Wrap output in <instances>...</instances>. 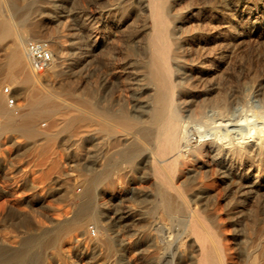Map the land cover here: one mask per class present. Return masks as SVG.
I'll use <instances>...</instances> for the list:
<instances>
[{
	"label": "rangeland",
	"instance_id": "374dc122",
	"mask_svg": "<svg viewBox=\"0 0 264 264\" xmlns=\"http://www.w3.org/2000/svg\"><path fill=\"white\" fill-rule=\"evenodd\" d=\"M13 3L20 8L30 6L29 20L24 24L31 30L28 38L51 37L49 42L54 51L63 42L67 54L77 56L82 64L71 81L61 74L65 63L58 57L41 74L31 68L38 89L64 95L68 87L76 85V93L88 99L98 111L117 115L126 112L136 119L145 117L151 93L144 88L146 79H141L140 73L145 70L151 36L148 0H0L3 17L18 23ZM166 6V19L172 31L169 41L172 47L180 43L177 49L180 58H171L170 67L182 102L183 118H195L187 113L200 108L204 110L203 119L239 122L215 128L217 134L225 135L224 140L232 142L233 147L252 150L260 137L264 138V131L259 136L258 130L250 140L245 138L251 128L260 127L256 122L264 119V0H169ZM35 27L39 32L33 31ZM8 49L9 42H0L1 57ZM4 86L13 87L21 104L25 103L22 83L4 81L0 85L1 94ZM22 109H26L25 105ZM53 120L54 116L38 118L36 127L42 134L35 138L13 129L0 132V246L14 251L31 234H40L36 229L32 233L16 228L18 220L28 219L33 227L41 223L50 229V221L83 212L84 177L96 176L100 167L116 163L111 178L115 180L120 175L119 183L116 180L113 185L98 184L89 210L112 215L111 209L117 205L126 209L128 218H141L138 223L126 221V225L104 229L90 218L84 230L73 231L80 237L75 243L48 245L46 241L55 236L50 232L40 237L41 242L26 249L31 255L39 256L44 264H176L174 254L185 234L177 218L188 216L192 210L166 213L162 209L153 173L155 154L150 149L151 141L141 137L144 150L141 157L135 155L122 162L117 148L128 139L125 142L123 134H118L114 122L111 125L115 134L106 135L104 150H97L94 141H84L92 137V129L86 135H74V131L52 127ZM140 125L147 127L146 122ZM190 131L187 136L198 135L195 129ZM45 132L53 133L49 138ZM116 138H121L122 143ZM213 138L214 133L203 138L171 169L163 170L175 187L174 194L178 192L174 200L199 213L204 226L224 248L225 264H249L253 258L261 261L264 258V154L259 158L250 154L240 159L219 157ZM224 167H228L227 173L223 172ZM249 184H253L254 190L244 187ZM154 224L161 227L155 228ZM90 226L96 235L89 232ZM139 234L140 244H136ZM93 240L98 241L95 247ZM109 240L112 247L106 244ZM0 264L5 263L0 261ZM10 264L36 263L27 259ZM183 264H199V261L189 254Z\"/></svg>",
	"mask_w": 264,
	"mask_h": 264
},
{
	"label": "bare ground",
	"instance_id": "6f19581e",
	"mask_svg": "<svg viewBox=\"0 0 264 264\" xmlns=\"http://www.w3.org/2000/svg\"><path fill=\"white\" fill-rule=\"evenodd\" d=\"M168 1L169 0H148L147 3L149 7L148 27L151 29V36L149 38V45L147 49V60L144 65L145 70L143 71V73H140V75L143 77L141 79H146V83L144 82V88L150 91L151 98L147 103L145 117H139V119L130 116L126 112L117 115L105 113L104 111L103 113L101 111L96 110L92 107V104H90L88 99L82 98L76 93V85H71L70 87H68L64 95H60L50 91L43 92L38 89L34 83V74L31 71L30 60L26 51V41L28 38V32H30L31 30L28 31V29L24 27V24L27 23V21L29 20L30 6H21L20 8L17 4L13 3L14 9L16 8L15 12L18 17V23H14L12 19L8 20L4 18L3 15L0 13V42H9L10 44V49L5 51L2 54V57L0 56V66L3 68L0 71V85L4 81H8L11 84H16L19 82L22 83L23 88L21 90V93L24 94L26 100L25 103L22 104V108H24L25 105L26 109L24 111L23 109H21L20 113L16 114L20 119V122H18V120L16 122L15 117L11 113V111H13L12 108L8 107V104L5 103L4 97L2 96L3 93H0V115L2 116V119H0V132L13 129L30 136V138H35L42 134V132L36 127V120L41 116H54V120L52 121L51 126L57 127L59 130L70 132L74 131V135H78L81 133L83 135H86L87 132L92 129V137H86V140L84 141H86V143L94 141L97 150H104L103 145L105 143V136L114 133V129L111 125V123L114 122L118 128L116 130L118 134L119 132L123 134L125 142L126 139H128V142H126L128 143V147L126 148V143H122L121 138H116L118 139L119 143L124 144L122 147L117 148L119 159H121L120 161L122 162H127L126 159H130V157H134L135 155L141 157L144 150L140 144V139H148V141H151V143L153 144L150 148L155 154L153 173L157 178V194L161 198L162 209L166 213H172L177 211L184 212L186 211V209L193 211H190L191 213L188 216L177 218V222L181 224L182 227H184L185 234L184 239L179 241V244L177 246L178 248L174 254L176 264H183L187 260V256L189 254L196 256L197 260L199 261V264H225L223 259L224 248L219 244V239H217V237L211 232L209 228H206L204 226V221L197 211L188 207L186 208L182 204L177 203L176 201L178 200H174V195H176L178 192L174 194L173 190L175 189V187L173 183L166 177L163 170L171 169L174 163H178L182 157L184 158V154L188 155L190 151L197 147V142H200L203 138L208 137V135L212 133L215 134V138H213L214 141L212 142H214V150L216 151V154L219 157L229 156L233 159H240L241 157L247 156L249 154L258 158L261 157L264 154V138L260 137L259 143L256 144V146H254L252 150H248L244 146V148L237 147L238 145L236 147H233L234 145L231 144L232 142L230 141L231 143H229L225 141V135L223 137L221 136V134H217V129H215L227 125L230 122L223 123L222 120L209 121L207 119H203L202 115L204 114V110L200 108L194 109V111H187V114L190 117L194 115L195 118L189 120L183 118L181 114V109L183 108L182 102L180 100L179 95L177 94L179 92H176L175 90V85L171 77L170 59L175 58L178 60L180 58V55L177 51L180 43L178 42L179 44L176 43L175 47H172L171 42L169 41L172 31L169 28L166 19V8H168L166 5ZM33 31L39 32L36 27L33 28ZM47 40L51 41V37ZM66 48V45L61 42L58 45L57 51H54L52 49L51 50L53 52V55L55 56L54 59L58 57L62 63H65V66L61 71V74L63 75L64 79L71 81V79L75 75H77V68L79 67V65L82 64L77 59V56L76 58L74 56H69L66 52ZM140 86L142 88V85ZM57 114H59V116L56 118ZM59 120L60 122H58ZM140 122H146L147 127L141 126ZM251 122H253V120ZM188 123L191 124L188 125ZM211 123H214V125H212ZM256 123L259 124L260 127H256V129H254V127L253 129L251 128L249 134L245 136L247 140H250V138L255 134L254 132H256L257 130L259 136L260 133L264 131V119H260ZM230 124H239V122ZM191 129H195L198 135L190 134L187 136V133ZM205 131H209V133L205 134ZM52 133L45 132L44 134H46V136L50 138ZM126 134L129 135L126 137ZM105 154L107 155V152H104V155ZM115 168H117L116 163H112L111 165L109 164L106 167H100V172L96 176L84 177L85 190L82 202L84 205L83 209L84 207L85 209L83 212H77L70 218L64 219V217H60V219H58L57 221H50V223L52 222V226L50 229L44 228L41 223H38L37 226L33 227L32 225H30L31 223L27 221L28 219H21L16 221V228H23V231H29L32 233L34 232L32 229H36L40 231V234H31L29 238L24 239L21 242V247L14 251H10L0 246V261L4 262L5 264H10L18 263L28 259L29 261H33L36 264H44L43 261L40 262L39 256L31 255L29 249H26V247L37 243L38 241H40L41 236H46L50 232H54L55 236L46 241L48 245H54L58 243H75L80 239V237L76 232L73 231L76 229H81V231L84 230V226L87 224V221L90 218L94 219L97 222L98 226L104 229H111L113 226L123 223L126 225V221H129L131 224L138 223L141 218H128L126 216V209L124 211L122 207H118L117 205H114L112 207V215H108L103 212L98 214L93 210H89L91 200L94 197V190L98 184L108 183L109 185H113L116 183V180L119 183L121 179L120 175V179L115 177L114 180L111 178V174ZM222 170L223 172L227 173L228 167H224ZM253 184H249L244 187L248 188L249 190H254ZM177 222H175V224ZM156 223L158 224V222ZM161 224L162 222L160 223V225ZM200 229H204L205 232H201ZM72 232L73 234L71 235L70 233ZM141 236V234L138 235L136 244H140ZM83 238L85 239L84 236ZM92 242V244H94V247L98 243L97 240H93ZM106 244L110 247L113 246V242L111 240H109ZM249 261V264H264V258L261 261H257L255 258Z\"/></svg>",
	"mask_w": 264,
	"mask_h": 264
},
{
	"label": "built area",
	"instance_id": "2783aa9c",
	"mask_svg": "<svg viewBox=\"0 0 264 264\" xmlns=\"http://www.w3.org/2000/svg\"><path fill=\"white\" fill-rule=\"evenodd\" d=\"M26 51L30 60L31 68L36 74L47 71L54 62V55L51 50L50 42L42 38H28L26 41ZM2 92L6 96V102L15 114L20 113L22 104L11 86H4ZM90 233L95 235L93 226L89 227Z\"/></svg>",
	"mask_w": 264,
	"mask_h": 264
}]
</instances>
